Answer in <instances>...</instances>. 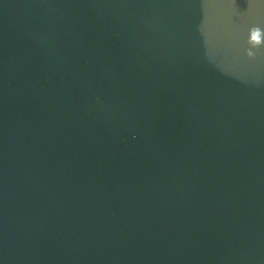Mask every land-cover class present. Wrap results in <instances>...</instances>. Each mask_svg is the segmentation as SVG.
Returning a JSON list of instances; mask_svg holds the SVG:
<instances>
[{"label":"water","instance_id":"1","mask_svg":"<svg viewBox=\"0 0 264 264\" xmlns=\"http://www.w3.org/2000/svg\"><path fill=\"white\" fill-rule=\"evenodd\" d=\"M0 264H264V0H0Z\"/></svg>","mask_w":264,"mask_h":264},{"label":"clouds","instance_id":"2","mask_svg":"<svg viewBox=\"0 0 264 264\" xmlns=\"http://www.w3.org/2000/svg\"><path fill=\"white\" fill-rule=\"evenodd\" d=\"M251 54V53H250Z\"/></svg>","mask_w":264,"mask_h":264}]
</instances>
